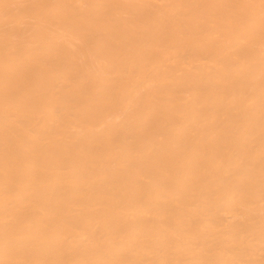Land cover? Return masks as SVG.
I'll use <instances>...</instances> for the list:
<instances>
[{"label": "bare ground", "instance_id": "6f19581e", "mask_svg": "<svg viewBox=\"0 0 264 264\" xmlns=\"http://www.w3.org/2000/svg\"><path fill=\"white\" fill-rule=\"evenodd\" d=\"M0 264H264V0H0Z\"/></svg>", "mask_w": 264, "mask_h": 264}]
</instances>
